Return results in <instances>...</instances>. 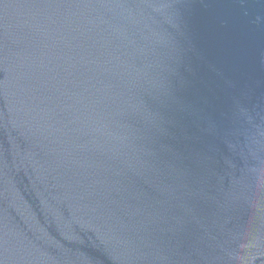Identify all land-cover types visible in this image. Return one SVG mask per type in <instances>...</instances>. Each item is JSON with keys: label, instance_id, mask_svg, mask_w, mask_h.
<instances>
[{"label": "water", "instance_id": "obj_1", "mask_svg": "<svg viewBox=\"0 0 264 264\" xmlns=\"http://www.w3.org/2000/svg\"><path fill=\"white\" fill-rule=\"evenodd\" d=\"M0 264H264V0H0Z\"/></svg>", "mask_w": 264, "mask_h": 264}]
</instances>
